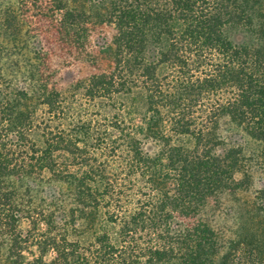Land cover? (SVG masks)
<instances>
[{"label":"trees","instance_id":"16d2710c","mask_svg":"<svg viewBox=\"0 0 264 264\" xmlns=\"http://www.w3.org/2000/svg\"><path fill=\"white\" fill-rule=\"evenodd\" d=\"M66 14L73 27L77 19ZM107 16L116 27L119 50L113 72L89 80L88 96L131 92L140 81L147 93L146 114L133 129L122 128L124 120L116 119L112 127L118 134L113 138L106 132L98 138L109 141L111 154L120 159L123 154L131 171L150 174L151 192L158 191L160 198L153 193L139 210L110 214L109 222L120 224L117 244L107 233L87 247L49 237L40 244L56 257L34 264H246L223 251V241L207 224L180 220L193 218L209 197L234 183L241 153L226 144L216 151L224 144L217 133L221 122L264 143V0H113ZM238 28L244 34L241 43L230 37ZM149 37L159 46L152 62L141 56ZM160 65L168 66L170 76L158 78ZM1 88L3 207V181L26 171H54L50 155L60 143L50 131L40 146L28 139L33 122L21 110L15 115L7 99H28L27 91ZM60 99L57 93L43 97L48 121L55 119ZM165 124L174 135L192 138L194 149L169 147L155 157L146 152L142 141H168ZM10 132L16 133L15 139L9 138ZM80 184L85 187V182Z\"/></svg>","mask_w":264,"mask_h":264},{"label":"rangeland","instance_id":"374dc122","mask_svg":"<svg viewBox=\"0 0 264 264\" xmlns=\"http://www.w3.org/2000/svg\"><path fill=\"white\" fill-rule=\"evenodd\" d=\"M111 2L0 0V88L27 91L28 99L14 95L7 99L15 115L21 110L33 122L32 130L26 132L28 139L40 146L42 136L50 131L60 143L50 155L54 171H26L3 181L0 264L51 262L55 251L40 244L49 237L87 247L107 233L117 244L120 224L109 222L110 214L139 210L150 194L160 198L158 191L151 192L150 174L131 171L124 155L120 159L111 154L109 141L98 138L106 132H112L113 138L118 134L112 127L116 119L124 120L122 128L133 129L146 114L147 93L140 81L131 92L110 97L92 99L87 93L89 80L113 72L118 54L116 27L107 22ZM68 11L77 19L73 27L67 22ZM230 37L235 43L244 40L239 28ZM158 50L149 37L141 56L152 62ZM157 76H170L168 66H157ZM51 93L59 94L62 104L55 119L48 121L43 97ZM164 126L168 141H142L152 157L164 155L169 147L194 149L192 138L174 135ZM217 133L224 143L216 149L218 153L226 149L225 144L240 150L234 183L209 197L193 218L180 221L207 224L234 262L264 264V143L242 130L230 131L222 122ZM8 134L11 139L17 136Z\"/></svg>","mask_w":264,"mask_h":264}]
</instances>
